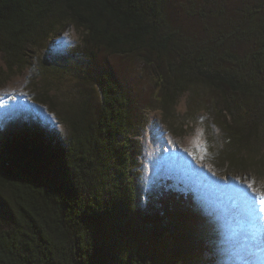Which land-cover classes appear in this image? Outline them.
I'll return each instance as SVG.
<instances>
[{"label": "trees", "instance_id": "obj_1", "mask_svg": "<svg viewBox=\"0 0 264 264\" xmlns=\"http://www.w3.org/2000/svg\"><path fill=\"white\" fill-rule=\"evenodd\" d=\"M64 21L81 29L84 57L57 112L68 138H1L0 264H213L231 227L219 203L166 188L161 173L141 181L139 142L119 137L153 109L175 131L187 94L206 161L262 176L264 0H0L5 64L26 63ZM114 58L137 76L119 77Z\"/></svg>", "mask_w": 264, "mask_h": 264}, {"label": "rangeland", "instance_id": "obj_2", "mask_svg": "<svg viewBox=\"0 0 264 264\" xmlns=\"http://www.w3.org/2000/svg\"><path fill=\"white\" fill-rule=\"evenodd\" d=\"M81 37V29L64 21L43 44L27 51L26 63L9 68L0 56V140L11 133L38 129L65 143L68 132L57 112L78 94L75 76L84 64ZM53 58L58 68L44 72L43 65ZM112 64L125 80L137 76L131 59L114 58ZM187 106L188 95L184 94L175 108V131L153 109L145 114L137 136L119 137L139 142L134 172L143 182L161 173L166 188L179 193L195 191L219 203L231 227L213 264H264V203L258 195L264 193V174L218 170L206 161L201 112L189 113ZM210 257L205 254L204 260Z\"/></svg>", "mask_w": 264, "mask_h": 264}, {"label": "snow or ice", "instance_id": "obj_3", "mask_svg": "<svg viewBox=\"0 0 264 264\" xmlns=\"http://www.w3.org/2000/svg\"><path fill=\"white\" fill-rule=\"evenodd\" d=\"M260 195L261 203H264V193H258Z\"/></svg>", "mask_w": 264, "mask_h": 264}]
</instances>
